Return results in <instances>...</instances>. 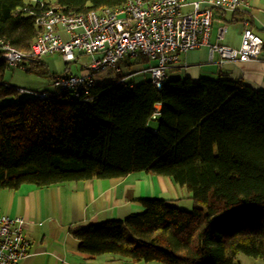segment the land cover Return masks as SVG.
I'll return each instance as SVG.
<instances>
[{
    "label": "trees",
    "instance_id": "16d2710c",
    "mask_svg": "<svg viewBox=\"0 0 264 264\" xmlns=\"http://www.w3.org/2000/svg\"><path fill=\"white\" fill-rule=\"evenodd\" d=\"M124 2L43 0L68 14ZM42 9L36 1L0 0V38L29 51ZM148 61L137 56L125 66ZM36 62L25 70L47 75ZM6 67L0 57V100L17 92L3 80ZM122 78L78 96L1 104L0 189L140 171L168 176L190 193V210L140 199L142 212L70 229L78 250L129 264H238L239 252L264 260V90L220 76L171 77L160 88L149 78L140 85Z\"/></svg>",
    "mask_w": 264,
    "mask_h": 264
},
{
    "label": "built area",
    "instance_id": "2783aa9c",
    "mask_svg": "<svg viewBox=\"0 0 264 264\" xmlns=\"http://www.w3.org/2000/svg\"><path fill=\"white\" fill-rule=\"evenodd\" d=\"M36 14L41 33L29 51H21L0 38V57L10 67H24L48 53L59 52L66 61L75 59V51L89 54L90 62L81 75L61 74L53 78L54 91L33 92L39 98H51L58 92L78 96L80 89L93 84V72L113 67L126 56H143L152 62L144 71L160 88L167 70L180 53L209 46L230 60L257 59L261 55L262 38L245 21L240 44L233 48L210 44L213 17L216 13L241 11L247 0H125L120 7H104L80 14H68L58 6H44ZM227 26L216 30L220 41ZM66 32V36L61 34ZM18 91H24L19 88ZM158 110V109H157ZM22 217L0 212V264H20L29 255L30 242L25 237Z\"/></svg>",
    "mask_w": 264,
    "mask_h": 264
},
{
    "label": "crops",
    "instance_id": "0c3cea01",
    "mask_svg": "<svg viewBox=\"0 0 264 264\" xmlns=\"http://www.w3.org/2000/svg\"><path fill=\"white\" fill-rule=\"evenodd\" d=\"M245 21L263 40L259 58L230 60L222 58L217 52L211 53L209 46H201L179 54L177 62L170 69L173 76H186L193 81L218 76L241 79L253 89L264 90V0H247L246 7L241 11L216 13L212 21L210 44L218 42L237 48ZM221 24H225L227 29L218 41L216 30ZM61 34L66 36L64 31ZM127 62L120 66V73L129 79L122 80L131 85H140L145 81L143 76L130 77L142 71L144 63L137 62L127 67ZM183 189L168 176L145 171L132 172L120 179L95 178L46 187L23 183L16 190L0 189V212L25 220L23 232L30 242V253L20 264H129L115 261L107 254L92 256L79 251V240L71 234L70 229L106 219H123L131 213L142 212L144 208L140 199L180 201L184 196ZM187 194L188 200L190 193Z\"/></svg>",
    "mask_w": 264,
    "mask_h": 264
},
{
    "label": "rangeland",
    "instance_id": "374dc122",
    "mask_svg": "<svg viewBox=\"0 0 264 264\" xmlns=\"http://www.w3.org/2000/svg\"><path fill=\"white\" fill-rule=\"evenodd\" d=\"M75 54H76V60L70 63H67L63 59L61 53L59 52L48 53L36 59L37 60L36 63H38L40 60L43 67H45L48 70L47 75H41V74H36L34 72L26 71L25 70L26 66L22 68V67H10L7 65L3 73L4 82L10 85L11 87L17 88L18 90L19 88H23L24 91L17 90L15 96L10 95V96L4 97L3 99L0 100V105L4 103H9V102L32 97L33 96L32 94L35 91H39V92L54 91L55 88L52 82H53V78L57 75H61L64 73L81 75L84 72H86L85 68L87 67V64L90 62L91 56L85 53H80L78 51H75ZM127 61L128 59L127 57H125L124 59L119 60L116 66L120 68V66H122ZM30 63H33V62H30ZM150 63L152 62L148 61L147 63H144L143 65V67H145L144 69H146V67L149 66ZM171 68L167 70V78L174 77L170 71ZM119 74L121 73L120 72L117 73L113 67H106V68L94 71L92 78H93L94 84L101 85V84L112 83L116 81L118 79ZM137 75L143 76L144 79L148 78V72L146 71H139L136 74L132 75L130 78H133ZM123 78L129 79L127 75H123ZM183 188L184 189L182 192H184V196L180 198V201H173L172 203L181 209L190 210L192 204H191L190 199L187 200L188 190L185 187ZM234 262L238 264H264L263 259L254 258L242 252H239L236 254L234 258Z\"/></svg>",
    "mask_w": 264,
    "mask_h": 264
},
{
    "label": "bare ground",
    "instance_id": "6f19581e",
    "mask_svg": "<svg viewBox=\"0 0 264 264\" xmlns=\"http://www.w3.org/2000/svg\"><path fill=\"white\" fill-rule=\"evenodd\" d=\"M29 1L34 2V1H38V0H34V1H33V0H29ZM41 1H43V0H41ZM80 53H82V52H80ZM85 54H86V53H85ZM88 55H89V54H88ZM128 57H129V56H128ZM39 58H40V57H39ZM144 58H145V57H144ZM129 59H132V58L129 57ZM134 59H135V58H134ZM74 60H76V54H75V59H74ZM74 60H72V61H74ZM65 61H66V60H65ZM72 61H66V62H67V63H70V62H72ZM147 67H148V66H147ZM147 67H146V68H147ZM171 67H172V66H170L169 68H171ZM169 68H168V69H169ZM144 70H145V69H142V71H144ZM120 71H121V69H120ZM120 71H119V72H120ZM119 72H117V73H119ZM64 74H71V73H64ZM148 75H149V74H148ZM149 79H150V78H149ZM93 83H94V82H93ZM16 89H17V88H16ZM17 90H18V89H17ZM17 90H16V91H17ZM35 92H39V91H35ZM41 92H42V91H41ZM157 109H158V108L156 107V110H157Z\"/></svg>",
    "mask_w": 264,
    "mask_h": 264
}]
</instances>
